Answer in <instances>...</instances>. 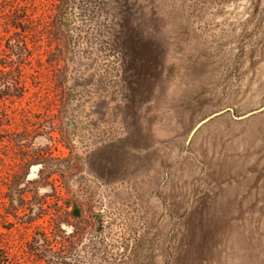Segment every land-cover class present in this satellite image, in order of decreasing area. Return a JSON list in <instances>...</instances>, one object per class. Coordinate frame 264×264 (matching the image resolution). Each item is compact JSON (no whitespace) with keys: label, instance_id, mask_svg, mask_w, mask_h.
Listing matches in <instances>:
<instances>
[{"label":"rangeland","instance_id":"rangeland-1","mask_svg":"<svg viewBox=\"0 0 264 264\" xmlns=\"http://www.w3.org/2000/svg\"><path fill=\"white\" fill-rule=\"evenodd\" d=\"M106 3L85 25L0 0L25 84L0 103V240L23 264L45 235L69 264H264V0Z\"/></svg>","mask_w":264,"mask_h":264},{"label":"trees","instance_id":"trees-1","mask_svg":"<svg viewBox=\"0 0 264 264\" xmlns=\"http://www.w3.org/2000/svg\"><path fill=\"white\" fill-rule=\"evenodd\" d=\"M60 5L68 7L71 11L78 9V16L81 15L82 23L85 22V25H88L90 22L95 21V14L101 8L106 7L107 3L106 0H60ZM75 17L77 16L75 15ZM59 23L63 25V27L67 26L62 20L59 21ZM64 30L67 31V27L66 29L64 28ZM4 64L0 63V103H3L6 98H11V100L21 98L25 91L24 81L17 75H13V77L8 78L7 80L3 79L5 75H9V73L14 72L16 69V65H14L15 62L13 61L10 62V64ZM2 88L4 89L2 90ZM1 126H3L2 123L0 124V127ZM35 241L41 246L46 245L48 247L45 250H40L39 248L34 249V254L46 264H69L64 250L60 249L59 251H55L49 248L50 238L48 236H40ZM0 264H23L20 261V255L18 252L13 251L12 247L5 246L2 240H0Z\"/></svg>","mask_w":264,"mask_h":264},{"label":"water","instance_id":"water-1","mask_svg":"<svg viewBox=\"0 0 264 264\" xmlns=\"http://www.w3.org/2000/svg\"><path fill=\"white\" fill-rule=\"evenodd\" d=\"M263 109H264V107H263V108H260V109H258V110L252 111V112L248 113V115L254 114V113H256V112H258V111H261V110H263ZM200 124H201V123H200ZM200 124H199V125H200ZM199 125H198V126H199ZM198 126H197V127H198ZM197 127H196V128H197ZM32 175H36L35 171L32 172Z\"/></svg>","mask_w":264,"mask_h":264}]
</instances>
